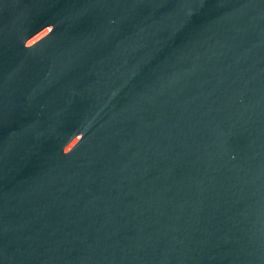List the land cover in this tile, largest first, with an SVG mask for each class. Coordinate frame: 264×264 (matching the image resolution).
Instances as JSON below:
<instances>
[{"label": "water", "instance_id": "95a60500", "mask_svg": "<svg viewBox=\"0 0 264 264\" xmlns=\"http://www.w3.org/2000/svg\"><path fill=\"white\" fill-rule=\"evenodd\" d=\"M0 264H264V0H0Z\"/></svg>", "mask_w": 264, "mask_h": 264}]
</instances>
